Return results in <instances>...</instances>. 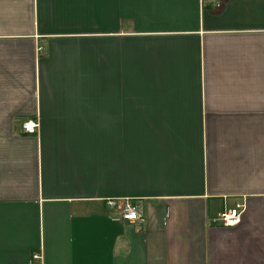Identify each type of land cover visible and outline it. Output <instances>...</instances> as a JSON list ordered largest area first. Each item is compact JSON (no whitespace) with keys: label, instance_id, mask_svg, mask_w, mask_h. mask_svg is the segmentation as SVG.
Wrapping results in <instances>:
<instances>
[{"label":"crops","instance_id":"0c3cea01","mask_svg":"<svg viewBox=\"0 0 264 264\" xmlns=\"http://www.w3.org/2000/svg\"><path fill=\"white\" fill-rule=\"evenodd\" d=\"M0 264H264V0H0Z\"/></svg>","mask_w":264,"mask_h":264},{"label":"built area","instance_id":"2783aa9c","mask_svg":"<svg viewBox=\"0 0 264 264\" xmlns=\"http://www.w3.org/2000/svg\"><path fill=\"white\" fill-rule=\"evenodd\" d=\"M38 123L32 120H26L22 123V128L25 132H35ZM107 204L111 207H117L119 209V213L117 216H114L115 220H139L141 219V214L136 204L132 202L130 199L119 200V199H108ZM243 206L242 204L237 203L235 207H232L228 210H225L219 214L216 218L217 221L221 222L224 225H232L239 223L242 218ZM38 255L35 254L34 257Z\"/></svg>","mask_w":264,"mask_h":264},{"label":"rangeland","instance_id":"374dc122","mask_svg":"<svg viewBox=\"0 0 264 264\" xmlns=\"http://www.w3.org/2000/svg\"><path fill=\"white\" fill-rule=\"evenodd\" d=\"M129 130H133V129L131 128V129H129ZM134 130H136V129H134Z\"/></svg>","mask_w":264,"mask_h":264}]
</instances>
